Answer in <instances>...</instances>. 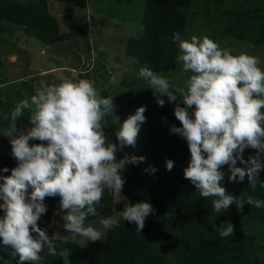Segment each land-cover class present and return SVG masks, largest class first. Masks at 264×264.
Here are the masks:
<instances>
[{
	"label": "clouds",
	"instance_id": "clouds-1",
	"mask_svg": "<svg viewBox=\"0 0 264 264\" xmlns=\"http://www.w3.org/2000/svg\"><path fill=\"white\" fill-rule=\"evenodd\" d=\"M172 39L179 49L177 63L189 74L182 85L171 74L155 72L147 66L139 69L137 78L147 82L159 106L166 103L162 97L176 105L174 115L181 126L172 125L170 134L185 139L190 151L184 178L200 197L213 198L215 213L228 211L233 204L241 211L245 203L257 209L264 207V200L236 197L222 186V168L227 165L229 182L241 183L247 177L251 188L257 184L264 188L260 180L264 171L261 58L245 52L234 55L232 49L222 47L208 35L183 39L176 32ZM33 90L30 98L21 100L11 111L10 120L9 115L3 116L9 121L4 135L12 137V155L18 166L10 176H0V239L3 246L13 249L14 256H19V264L40 261L45 249L69 264L70 250L58 252L54 243L62 239L59 232L50 237L38 225L48 211L45 200L60 198L56 215L65 213L61 216L63 227L73 238L80 237L81 247L102 240L103 230L117 227L116 216L101 219L102 228L86 225V220L97 215L106 190L110 195H121L126 167L145 161L143 156L127 153L123 159L117 156L125 147L136 146L141 125L146 121V108L139 107L120 125L115 133L118 146L105 131V118L114 114L113 98H104L94 80H41L33 85ZM25 109L31 112L30 126L21 130L17 120ZM248 148L257 154L245 160L243 154ZM238 162L244 166L237 167ZM166 168L171 172L174 161L166 160ZM145 171L154 174L157 169L150 166ZM153 212L151 203L138 202L128 203L118 215L137 225L140 233ZM234 227L229 221L216 230L221 238H227L234 235Z\"/></svg>",
	"mask_w": 264,
	"mask_h": 264
},
{
	"label": "rangeland",
	"instance_id": "rangeland-1",
	"mask_svg": "<svg viewBox=\"0 0 264 264\" xmlns=\"http://www.w3.org/2000/svg\"><path fill=\"white\" fill-rule=\"evenodd\" d=\"M19 1H32L33 3L29 5L35 6L36 1L39 0ZM148 5L149 0H51L48 2L49 11L64 24L66 29L63 42L52 45H46L44 42L41 45L31 36L33 30H36L42 33L46 40H50L53 37L52 28H43L34 21L27 25L0 21L2 23L0 25V61H3L0 64V176H10L12 169L18 166V161L12 155L10 143L12 137L4 135L9 121L3 120V116L9 115L10 120L11 111L21 100L30 98L34 94L33 85L38 81L59 83L62 78L92 79L104 98L108 96L113 98L114 114L105 118V131L111 142L118 146L119 142L115 133L120 125L129 115L135 114L139 107L146 108V121L141 125L136 146L125 147L118 153L117 158L123 159L125 153L137 157L143 156L146 159L143 163H139L138 167L144 170L149 169L150 166L155 167L157 171L163 169L167 177H174L179 188L185 190L184 202L187 213L191 217L195 211V222L199 232H197V241L193 243L198 245L215 239L222 242L221 255L203 260L192 258L186 252V255L180 256L176 264H264V207L257 209L245 203L242 211L238 210L235 204L233 209L230 208L224 213L212 211L209 200L200 197L191 182L184 178L183 170L190 162V151L185 139L179 135L170 134L174 117L168 114L173 112L174 104L168 106L170 111L166 113V106L165 113L157 116L158 109L153 106L155 103L152 101L154 99L149 101L145 98H150L152 92L149 90L143 92L141 88L133 86L136 69L141 65V61L128 51V46L132 39L142 36L141 25ZM55 6L64 7L63 15L71 21L69 26L64 22V17L61 16L59 20L58 15L53 13L52 8ZM208 10L210 17L207 21L211 26H208L206 21L202 20L203 18L192 15L190 27L186 30L184 39L192 35L197 37L208 35L222 47L232 49L234 55L245 52L260 57V66L264 68V46L255 45V38L259 34L258 27L253 24L250 26L251 21L248 20V15L252 12L262 15L264 0H216L211 7H208ZM10 11L11 9L6 8L2 12ZM32 13L28 19L32 16L46 17L44 10L38 4ZM216 21H219V24L215 23ZM238 22L240 27L226 36H221ZM12 24L14 26L10 27L9 25ZM10 54H16V57L7 60ZM181 69L182 65L178 74V85H182L186 74ZM30 115L31 112L25 109L24 115L17 120L18 129L23 130L30 126ZM150 116L153 117V121H150ZM116 117H119V120ZM175 126L180 127V122L177 121ZM31 143H38V141ZM181 146L184 147V153L179 152ZM256 154V150L248 148L243 155L247 160L249 156ZM168 159L174 161L171 172L166 168ZM261 159L264 161V153L261 154ZM240 166L244 165L238 162L237 167ZM228 167L226 165L222 168L225 172L222 186L226 187L231 195L236 197L244 195L245 199L251 197L254 200H264V188L259 184L251 188L247 177L241 183L229 182L226 175L229 172ZM4 168H8L9 171L3 172ZM147 172L150 173V171ZM260 180L264 182V171L260 173ZM2 183L3 181L0 180V184ZM128 190L126 183L121 195H110L106 190L97 206V215L90 216L86 220V225L90 223L96 228H102L101 219L116 216L118 226L127 223L132 228L133 224L124 221L118 212L122 211L128 203L135 205L138 202L150 203V201L146 190L132 188L129 199ZM59 201V197L46 198L48 211L38 222L39 227L47 230L50 237L59 232L62 237L59 241L69 242L86 251L91 257L100 258L104 251L108 230H103L102 240L89 242L86 247H81L80 237L73 238L63 227L64 222L61 216L65 213L56 215L60 211ZM2 216L3 212L0 211V217ZM229 221L235 226L234 235L221 238L216 228ZM134 227L137 225L134 224ZM166 229L167 227H163L161 234L165 235ZM41 257L42 259L34 264H64L59 256L41 253ZM73 259L70 255L69 264H76ZM0 264H19V256L13 255V249L10 253L0 252ZM25 264H33V262H25ZM167 264H175V262Z\"/></svg>",
	"mask_w": 264,
	"mask_h": 264
},
{
	"label": "trees",
	"instance_id": "trees-1",
	"mask_svg": "<svg viewBox=\"0 0 264 264\" xmlns=\"http://www.w3.org/2000/svg\"><path fill=\"white\" fill-rule=\"evenodd\" d=\"M13 1L2 0L0 2V21L24 25L34 21L43 28H52L51 35L53 37L46 40L42 33L33 30L31 34L35 36L31 35L32 38L41 44L44 42L46 45L63 42V35L65 34L60 33L58 22L49 13L47 0L36 1L38 6L44 10L46 17L32 16L30 19H28V16L34 11L37 4L35 6L20 5ZM214 2L216 0H149L141 25L143 27L142 36L132 39L128 46V51L141 61V65L136 69L133 86L141 88L143 92L146 90L152 92L146 81L137 78L139 69L144 66L155 72L171 74L172 79L178 84L180 64L177 63L176 57L179 49L178 45L173 42V34L179 32L184 39L186 30L190 27L192 19L190 16L192 15L203 18L202 20H205L206 24L211 26L207 21L210 17L208 7H211ZM6 8L11 9V11L2 12ZM63 17L64 22L69 26L71 21L65 15ZM248 20L251 21L250 24L248 23L250 26L253 24V26L258 27L259 34L255 38V45L264 46V10L260 16L252 12L248 15ZM215 23L219 24V21ZM237 27H240L239 22L221 36H226ZM2 63L3 61H0V64ZM188 75L186 73L184 79ZM145 98L149 101L154 99L152 101L156 105L153 106L158 109L157 116L165 113L166 106V113L170 111L168 106L174 104L168 102L167 97H162L166 103L163 107L159 106L153 92L150 98ZM175 106L174 104L173 112L168 114L174 117L173 125L178 121L174 115ZM180 106H183V104L181 103ZM153 120V117L150 116V121ZM183 148L181 146L179 149L180 153H184ZM175 149L177 150V147ZM226 175L229 178L230 172ZM124 178L129 188L128 199L131 197L132 188L141 191L146 190L147 197H149V201L154 208V212L146 219L144 229L139 233L136 231L137 227H134V224L131 228L126 223L108 230L104 251L100 258H93L80 247L59 240L54 242L57 251L69 249L76 264H167L170 262L176 264L180 256L183 257L186 252L192 258L203 260L211 259L223 253L222 242L219 239L198 245L193 243V241H197V232H199V227H196L197 223L195 222V211L191 217L187 213L184 202L185 190L179 188L174 177H167L163 169L152 174L137 165L129 164L124 172ZM228 193L231 194L230 191ZM246 194L248 195V193ZM212 199V197L208 198L210 206H212ZM230 208L233 209L234 206L232 205ZM224 212L227 211H221V213ZM163 227H167L165 235L161 234ZM33 235L36 234L33 233ZM11 250L10 247L3 246L2 239H0V252L10 253ZM43 253L46 254L47 249Z\"/></svg>",
	"mask_w": 264,
	"mask_h": 264
},
{
	"label": "crops",
	"instance_id": "crops-1",
	"mask_svg": "<svg viewBox=\"0 0 264 264\" xmlns=\"http://www.w3.org/2000/svg\"><path fill=\"white\" fill-rule=\"evenodd\" d=\"M49 1H51V0H47V5H48V2ZM56 1H58V0H56ZM13 2H15L16 4H20V5H29V4H31V3H33L32 1H25V2H20L19 0H14ZM48 11H49V7H48ZM52 11H53V13H55L56 15H58V17H59V20L61 19V16L63 17V12H64V7L63 6H61V7H57V6H55V7H53L52 8ZM49 13L51 14V16L53 17V18H55L53 15H52V12L51 11H49ZM56 19V18H55ZM56 21L58 22V24H59V29H60V33H62V34H66L65 33V27H64V24L61 22H59L57 19H56ZM4 23V22H3ZM2 23H0V25H1ZM72 24L74 25V19L72 20ZM10 27H12V26H14V24H12V25H9ZM115 26H117V25H115ZM34 39V38H33ZM35 40V39H34ZM37 41V40H36ZM38 42V41H37ZM39 44H41L40 42H38ZM41 45H43V44H41ZM14 57H16V54L15 55H12V54H10V56L9 57H7V60H10L11 58H14ZM15 62V61H14ZM66 68H68V67H66ZM44 72V71H43Z\"/></svg>",
	"mask_w": 264,
	"mask_h": 264
}]
</instances>
